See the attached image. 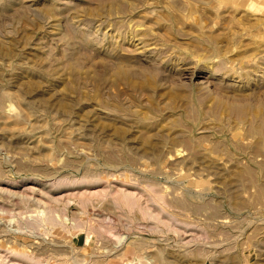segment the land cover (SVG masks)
<instances>
[{
	"label": "rangeland",
	"instance_id": "obj_1",
	"mask_svg": "<svg viewBox=\"0 0 264 264\" xmlns=\"http://www.w3.org/2000/svg\"><path fill=\"white\" fill-rule=\"evenodd\" d=\"M0 253L264 264V0H0Z\"/></svg>",
	"mask_w": 264,
	"mask_h": 264
},
{
	"label": "bare ground",
	"instance_id": "obj_2",
	"mask_svg": "<svg viewBox=\"0 0 264 264\" xmlns=\"http://www.w3.org/2000/svg\"><path fill=\"white\" fill-rule=\"evenodd\" d=\"M33 183H34V182H33ZM74 184H75V183H74ZM89 186H90V185H89ZM37 187H39V186H37ZM32 188H33V187H32ZM34 188H35V187H34ZM34 188H33V189H34ZM41 190H42V189H41ZM93 191H94V190H93ZM33 192H34V191H33ZM128 192H130V191L128 190ZM153 192H154V191H153ZM121 195H122V194H121ZM121 195H120V196H121ZM124 196H125V195H124ZM128 196H129V195H128ZM128 196H127V197H128ZM160 198L162 199V197H160ZM117 199H118V198H117ZM118 200H119V199H118ZM120 200H122V197H121ZM135 200H136V199H135ZM122 201H123V200H122ZM120 202H121V201H120ZM130 202H131V201H130ZM135 205H136V204H135ZM52 213H53V212H52ZM51 215L53 216V214H51ZM52 218H53V217H52ZM54 218H55V216H54ZM120 239H121V238H120ZM2 249H3V248H2ZM4 250L6 251V249H4ZM8 250H11V249H7V251H8ZM12 250H13V249H12ZM9 252H10V254H11V251H9ZM17 252L19 253V251H17ZM21 252H22V251H21ZM4 254H5V253H4ZM4 254L0 253V264H17V263H18V261H15V260H14V261H11V260H10L11 258L8 259V260H10L11 262H10V263H9V262L7 263V262L3 259V255H4ZM13 254L15 255V254H17V253H15V251H14ZM19 254H21V255H25V254H23V253H19ZM28 256H29V255H28ZM11 257L14 258V259H17V258H16L17 256H11ZM29 257H31V256H29ZM5 258H6V257H5ZM20 259H22V258H20ZM30 259H31V258H30ZM6 260H7V259H6ZM25 260H26V259H25ZM25 260H24V261H25ZM31 261H32V259H31ZM31 263H32V262H31ZM22 264H23V262H22Z\"/></svg>",
	"mask_w": 264,
	"mask_h": 264
}]
</instances>
